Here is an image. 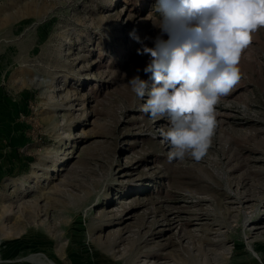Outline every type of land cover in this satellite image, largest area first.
<instances>
[{
	"label": "rangeland",
	"instance_id": "rangeland-1",
	"mask_svg": "<svg viewBox=\"0 0 264 264\" xmlns=\"http://www.w3.org/2000/svg\"><path fill=\"white\" fill-rule=\"evenodd\" d=\"M164 18L158 0H0V264H264V28L207 152L169 162L168 119L128 83L154 84L137 49Z\"/></svg>",
	"mask_w": 264,
	"mask_h": 264
},
{
	"label": "clouds",
	"instance_id": "clouds-1",
	"mask_svg": "<svg viewBox=\"0 0 264 264\" xmlns=\"http://www.w3.org/2000/svg\"><path fill=\"white\" fill-rule=\"evenodd\" d=\"M165 18L154 46L143 45L138 55L150 57L143 69L154 84L139 75L129 81L145 99L142 111L151 119L167 118L162 132L171 146L169 162L186 154L199 160L207 152L216 127L215 106L241 79L242 53L253 33L264 28V0H158ZM163 33L170 39L165 41ZM133 38L140 43V38ZM139 71V69L137 70Z\"/></svg>",
	"mask_w": 264,
	"mask_h": 264
},
{
	"label": "bare ground",
	"instance_id": "bare-ground-1",
	"mask_svg": "<svg viewBox=\"0 0 264 264\" xmlns=\"http://www.w3.org/2000/svg\"><path fill=\"white\" fill-rule=\"evenodd\" d=\"M121 203L123 204V203H126V202L125 201H122Z\"/></svg>",
	"mask_w": 264,
	"mask_h": 264
}]
</instances>
